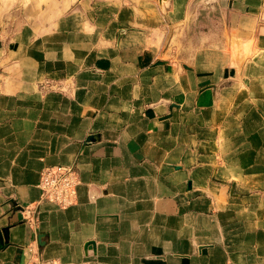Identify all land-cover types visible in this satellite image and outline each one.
<instances>
[{
    "label": "crops",
    "instance_id": "crops-1",
    "mask_svg": "<svg viewBox=\"0 0 264 264\" xmlns=\"http://www.w3.org/2000/svg\"><path fill=\"white\" fill-rule=\"evenodd\" d=\"M215 2L0 15V264H264V0Z\"/></svg>",
    "mask_w": 264,
    "mask_h": 264
},
{
    "label": "rangeland",
    "instance_id": "rangeland-1",
    "mask_svg": "<svg viewBox=\"0 0 264 264\" xmlns=\"http://www.w3.org/2000/svg\"><path fill=\"white\" fill-rule=\"evenodd\" d=\"M82 0H0V15L12 16L16 15V11L28 10L27 8H35V16L43 17L44 15L51 17L55 20L63 11L66 9L71 10L76 8L78 3ZM122 3V5H136L139 0H115ZM205 1V0H204ZM216 0H208V6L215 9ZM158 3V2H157ZM163 13V12H162ZM33 14V15H34ZM260 23L257 30V36L255 38L254 45H262L261 41H264V5L260 14ZM163 35L160 39L161 45H159L164 51L168 48L171 38L172 31L164 30ZM246 42L242 41L240 38H236L235 35L231 33L225 37V46L227 51L235 56V53L239 51L240 56H243ZM202 45H195V48L201 47ZM177 47V46H176Z\"/></svg>",
    "mask_w": 264,
    "mask_h": 264
},
{
    "label": "built area",
    "instance_id": "built-area-1",
    "mask_svg": "<svg viewBox=\"0 0 264 264\" xmlns=\"http://www.w3.org/2000/svg\"><path fill=\"white\" fill-rule=\"evenodd\" d=\"M79 177L73 165L45 166L40 173L42 199L66 208L76 203Z\"/></svg>",
    "mask_w": 264,
    "mask_h": 264
},
{
    "label": "water",
    "instance_id": "water-1",
    "mask_svg": "<svg viewBox=\"0 0 264 264\" xmlns=\"http://www.w3.org/2000/svg\"><path fill=\"white\" fill-rule=\"evenodd\" d=\"M163 0H161L162 3ZM3 233V234H2ZM4 238H7V230L4 229L2 232H0V241H1V246L4 244Z\"/></svg>",
    "mask_w": 264,
    "mask_h": 264
}]
</instances>
